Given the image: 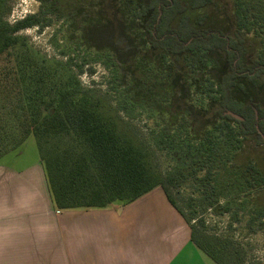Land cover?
<instances>
[{"label": "rangeland", "instance_id": "obj_1", "mask_svg": "<svg viewBox=\"0 0 264 264\" xmlns=\"http://www.w3.org/2000/svg\"><path fill=\"white\" fill-rule=\"evenodd\" d=\"M1 1L3 19L10 26L32 15L40 20L15 34L29 62L44 73L79 83L82 91L100 102L118 131L146 151L156 173L181 179L170 192L187 217L195 213L191 224L213 242L221 262L264 264V209L245 188L247 174L238 167L253 160L264 171V145L254 139L241 149L224 146L219 152L222 144H211L219 155L211 163V174L205 177L209 164L200 166L209 152L201 144L218 119L207 80L219 81L229 70L224 56L210 53L208 63L195 72L183 60L174 64L173 58L162 59L150 49L142 21L135 17L136 7L150 0ZM214 1L219 3L218 31L231 35L232 0ZM253 4L264 10V0ZM257 28L264 37V27ZM239 82L243 88L236 89L235 96L264 107V87ZM24 148L39 154L34 137ZM235 152L240 156L234 157ZM208 196L217 197L228 211L207 208Z\"/></svg>", "mask_w": 264, "mask_h": 264}, {"label": "trees", "instance_id": "obj_2", "mask_svg": "<svg viewBox=\"0 0 264 264\" xmlns=\"http://www.w3.org/2000/svg\"><path fill=\"white\" fill-rule=\"evenodd\" d=\"M2 8L0 0V158L34 137L59 210L130 203L160 187L191 228L192 241L223 264L213 242L191 224L195 213L187 217L170 192L181 179L156 173L146 151L118 131L103 114L100 102L82 91L79 83L44 73L29 62V55L21 54L20 38L15 34L40 20L32 15L10 26L3 19ZM218 8L214 0H150L145 6L139 4L135 14L142 21L150 49L162 59L173 58L174 64L183 60L195 72L200 64L208 63L210 53L224 56L229 70L219 81L207 80L218 119L206 133V143L201 144L209 150L200 163L201 167L209 164L205 177L219 156L210 149L211 144H222L219 152L224 146L241 149L254 139L264 145V107L235 96L236 89L243 88L241 79L254 88L264 87V37L257 28L264 27V10L256 8L253 0H232L233 30L225 36L217 28ZM13 60L15 65H11ZM233 155L240 156L237 152ZM238 167L247 174L245 188L264 209V198H260L264 197V171L253 160ZM209 187L216 191L215 186ZM205 202L218 213L228 211L217 197L208 196Z\"/></svg>", "mask_w": 264, "mask_h": 264}, {"label": "crops", "instance_id": "obj_3", "mask_svg": "<svg viewBox=\"0 0 264 264\" xmlns=\"http://www.w3.org/2000/svg\"><path fill=\"white\" fill-rule=\"evenodd\" d=\"M26 142L0 158V264H218L160 187L130 203L59 210Z\"/></svg>", "mask_w": 264, "mask_h": 264}, {"label": "water", "instance_id": "obj_4", "mask_svg": "<svg viewBox=\"0 0 264 264\" xmlns=\"http://www.w3.org/2000/svg\"><path fill=\"white\" fill-rule=\"evenodd\" d=\"M228 114H230L231 116H233V117H235V118H237V119H241L242 120V118L240 117V116H238L237 114H235V113H233V112H228Z\"/></svg>", "mask_w": 264, "mask_h": 264}]
</instances>
